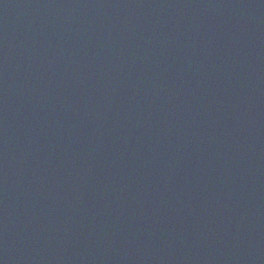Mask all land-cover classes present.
<instances>
[{"label":"water","instance_id":"obj_1","mask_svg":"<svg viewBox=\"0 0 264 264\" xmlns=\"http://www.w3.org/2000/svg\"><path fill=\"white\" fill-rule=\"evenodd\" d=\"M0 264H264V0H0Z\"/></svg>","mask_w":264,"mask_h":264}]
</instances>
